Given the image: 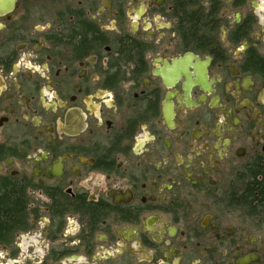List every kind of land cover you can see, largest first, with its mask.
Segmentation results:
<instances>
[{
	"label": "flooded vegetation",
	"instance_id": "obj_1",
	"mask_svg": "<svg viewBox=\"0 0 264 264\" xmlns=\"http://www.w3.org/2000/svg\"><path fill=\"white\" fill-rule=\"evenodd\" d=\"M0 264H264V0H0Z\"/></svg>",
	"mask_w": 264,
	"mask_h": 264
}]
</instances>
